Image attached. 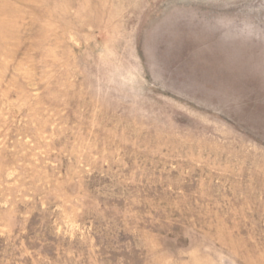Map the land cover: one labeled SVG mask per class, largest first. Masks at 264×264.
<instances>
[{
    "label": "rangeland",
    "instance_id": "374dc122",
    "mask_svg": "<svg viewBox=\"0 0 264 264\" xmlns=\"http://www.w3.org/2000/svg\"><path fill=\"white\" fill-rule=\"evenodd\" d=\"M0 264H264V0H0Z\"/></svg>",
    "mask_w": 264,
    "mask_h": 264
}]
</instances>
